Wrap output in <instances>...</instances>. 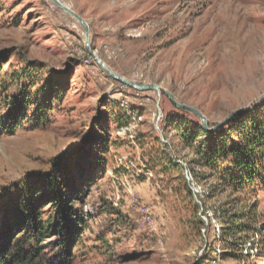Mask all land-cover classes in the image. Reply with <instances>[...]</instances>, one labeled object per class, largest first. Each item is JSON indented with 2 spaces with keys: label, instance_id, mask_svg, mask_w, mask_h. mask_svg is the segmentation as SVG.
<instances>
[{
  "label": "rangeland",
  "instance_id": "rangeland-1",
  "mask_svg": "<svg viewBox=\"0 0 264 264\" xmlns=\"http://www.w3.org/2000/svg\"><path fill=\"white\" fill-rule=\"evenodd\" d=\"M61 1L88 23L89 45L82 23L53 0H0L7 255L25 235L11 210L24 201L27 178L62 157L73 164L71 189L84 191L75 204L83 222L62 256L56 234L32 238L40 253L32 264H264V232L251 238L261 244L236 256L217 217L257 202L255 223L264 226V181L234 192L212 176L183 134L201 118L168 95L222 133L237 111L264 116V0ZM96 57L133 83L167 92L131 87ZM31 195L49 226L56 206Z\"/></svg>",
  "mask_w": 264,
  "mask_h": 264
},
{
  "label": "trees",
  "instance_id": "trees-1",
  "mask_svg": "<svg viewBox=\"0 0 264 264\" xmlns=\"http://www.w3.org/2000/svg\"><path fill=\"white\" fill-rule=\"evenodd\" d=\"M241 113L231 117L235 125L231 127L229 133H222L223 127L208 131L201 124L183 129L185 138L191 145H195L200 155V162L205 167L213 169L212 176H218L220 182L234 192H247L257 190L263 186L264 181V116L250 115ZM14 124V122H11ZM73 164L66 159L58 157L54 160V167L48 172H39L27 178L26 190H22L25 196L24 201L13 204L12 218L19 220L24 226L25 235L16 238L14 252L7 255L9 250L6 245L13 244L8 239L0 242V264H32L34 260L40 258L38 249L31 247L32 238L37 239L49 236L54 233L58 239L59 248L62 249L55 253L63 254V248L71 242L75 234L73 226L76 222L80 223L78 211L75 204L84 197V191L78 188L71 189L72 178L70 171ZM85 182V178H83ZM82 181V182H83ZM67 190V192H66ZM40 193V199H47L56 206L54 221L49 226L37 216V204L35 197L31 193ZM229 210L221 209L218 211V222H221L219 235L223 237L226 248L240 250L241 253L233 252L236 256H242L257 243L251 241L253 235L256 237L264 232V226L257 227L255 223L258 217V203L254 202L245 211L229 214ZM7 227V226H6ZM9 228V227H8ZM36 230V231H35ZM35 232V233H34ZM250 243V246H248ZM30 246V247H29ZM8 258L10 261H6ZM63 264V263H62Z\"/></svg>",
  "mask_w": 264,
  "mask_h": 264
},
{
  "label": "water",
  "instance_id": "water-1",
  "mask_svg": "<svg viewBox=\"0 0 264 264\" xmlns=\"http://www.w3.org/2000/svg\"><path fill=\"white\" fill-rule=\"evenodd\" d=\"M53 2L55 4H57L59 7H61L62 9H64L65 11H67L68 13H70L71 15H73L75 18H77L81 23L82 25L85 27L86 29V33H87V44L89 43V25L88 23L85 21V19H83V17L81 15H79L75 10H73L69 5H66L64 4L61 0H53ZM89 45V44H88ZM96 59L98 60V62L100 63V65L111 75L113 76L115 79L131 86V87H134V88H137V89H141V90H150V89H155V90H158L159 92H167L165 89H163L162 87L158 86V85H138L136 83H133L132 81H130L129 79L127 78H124L120 75H118L117 73H115L113 70H111L105 63H103L99 58L96 57ZM168 95L170 96L171 100L173 101V103L175 105H177L178 107L180 108H183V109H186V110H189L193 113H195L196 115H198L200 118H201V122H202V126L204 129L208 130V131H212L214 130L216 127H209V124H208V121L206 119V117L204 116L203 113H201L198 109L192 107V106H189V105H186V104H183L179 101L176 100V98L169 94ZM239 112L241 111H237L235 112L232 116H234L235 114H238ZM231 116V117H232ZM230 117V118H231Z\"/></svg>",
  "mask_w": 264,
  "mask_h": 264
},
{
  "label": "bare ground",
  "instance_id": "bare-ground-1",
  "mask_svg": "<svg viewBox=\"0 0 264 264\" xmlns=\"http://www.w3.org/2000/svg\"><path fill=\"white\" fill-rule=\"evenodd\" d=\"M65 4V3H64ZM67 5V4H66ZM147 212H150V209H147Z\"/></svg>",
  "mask_w": 264,
  "mask_h": 264
}]
</instances>
